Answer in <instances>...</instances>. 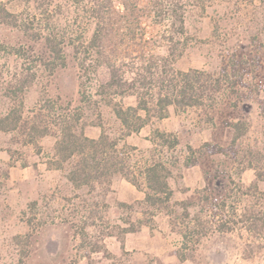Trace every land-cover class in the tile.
Masks as SVG:
<instances>
[{
  "label": "rangeland",
  "instance_id": "374dc122",
  "mask_svg": "<svg viewBox=\"0 0 264 264\" xmlns=\"http://www.w3.org/2000/svg\"><path fill=\"white\" fill-rule=\"evenodd\" d=\"M106 1L0 0L36 30L77 45L93 31L91 7ZM108 1L121 7L120 0ZM183 3L186 33L175 66L212 73L221 90L202 106L169 107L129 135L96 91L101 68L93 59L85 73L67 47V65L52 72L39 61L40 41L0 23V44L26 50L18 57L0 48V114L10 104L8 82L28 74L24 118L39 109L54 120L67 112L80 117L76 129L89 137L102 128L123 136L136 148L135 162H165L173 190L163 206L146 203L144 185L119 176L109 186L75 187L66 178L69 163L55 168L56 127L33 142L21 129L0 130V264H264V0ZM143 21L151 52L165 55L164 25L152 26L147 12ZM114 99L136 105L135 95ZM238 120L247 130L232 142L227 124ZM154 129L174 134L178 144L152 143ZM222 200L225 207L211 203Z\"/></svg>",
  "mask_w": 264,
  "mask_h": 264
},
{
  "label": "trees",
  "instance_id": "16d2710c",
  "mask_svg": "<svg viewBox=\"0 0 264 264\" xmlns=\"http://www.w3.org/2000/svg\"><path fill=\"white\" fill-rule=\"evenodd\" d=\"M183 1L148 0L145 4L143 0H120V8L108 0L97 2L89 12L94 20L93 31L88 40L80 42V46L57 34L36 30L30 22L9 11L2 2L0 23L29 35L34 42L40 41L45 57L38 56L39 61L52 72L67 65V47L72 48L78 67L85 73H88V58L93 59L95 66L101 68V74L96 78V91L113 109L123 135H129L138 132L153 118L165 117L169 107L184 109L202 106L221 90L220 79L212 73L175 66L181 56L186 33V5ZM146 12L154 18L152 26L164 25L160 37L166 47L165 55L154 54L150 50L143 25ZM14 47L6 48L0 44V48L8 54L22 57L23 51H26L24 46ZM32 79L28 74L17 73L8 82L4 95L10 104L0 114V130L21 129L33 142L51 132L50 126H54L59 132L54 146L55 168L69 163L66 178L75 187L86 186L93 190L97 186H109L113 178L119 176L138 189L144 185L146 203L168 206L173 195L169 183L171 170L161 159L153 158L143 161V164L135 162L131 153L136 148L127 145L123 136L110 137L102 128L97 138L89 137L83 128L76 129L80 117L75 114L65 112L58 114L54 120L51 114L45 116L39 109L33 111L30 118H24L22 96ZM127 94L135 95V106H124L114 99ZM227 125L234 131L232 142L247 130L242 120ZM151 141L167 147L178 144L174 134L159 129L153 130ZM211 203L218 207L226 205L225 200L219 204L215 201ZM251 217L248 216L249 219ZM225 228L224 224L218 225L219 231H226Z\"/></svg>",
  "mask_w": 264,
  "mask_h": 264
},
{
  "label": "crops",
  "instance_id": "0c3cea01",
  "mask_svg": "<svg viewBox=\"0 0 264 264\" xmlns=\"http://www.w3.org/2000/svg\"><path fill=\"white\" fill-rule=\"evenodd\" d=\"M173 256V255H172ZM171 257V256H170Z\"/></svg>",
  "mask_w": 264,
  "mask_h": 264
}]
</instances>
